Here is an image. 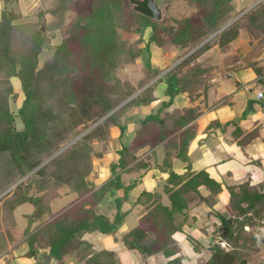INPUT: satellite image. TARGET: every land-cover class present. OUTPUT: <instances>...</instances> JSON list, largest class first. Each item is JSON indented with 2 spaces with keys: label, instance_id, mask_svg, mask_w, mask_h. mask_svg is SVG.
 <instances>
[{
  "label": "trees",
  "instance_id": "trees-1",
  "mask_svg": "<svg viewBox=\"0 0 264 264\" xmlns=\"http://www.w3.org/2000/svg\"><path fill=\"white\" fill-rule=\"evenodd\" d=\"M183 1L195 12L168 27L150 19L139 0H57L46 14L63 19L71 10L77 13L76 20L43 65L41 55L52 48L51 40L37 29L25 36L17 50L13 34L23 14L9 8L16 0L1 1L0 195L31 175L0 199V218L11 228L18 207L27 203L38 207L35 214L43 222L33 230H25L31 238L29 256L36 253L38 244L50 248L55 264H64L71 252L83 264H121L117 252H94L83 235L117 233L128 215L122 206L139 185L138 178L124 185L122 175L141 171L142 178L151 169L168 174L162 191L168 201L158 192L143 190L133 202L143 206L139 226L122 237L125 246L144 260L161 253L166 264H184L185 255L174 235L183 231L192 203L209 209L207 219L212 215L215 218L211 232L202 227L210 238L206 246L191 238L195 253L209 249L208 259L197 264H250L259 241L264 244L257 231L264 227V185L253 186L245 181L227 186L231 215L219 213L215 206L222 183L205 170L193 171L188 156L196 136L192 124L202 113L196 108L168 111L179 94L186 93L191 99L200 96L216 67L203 56L214 46L226 48L244 30L257 51L264 47V2L226 27L238 13L235 0ZM40 16L45 17L43 12ZM146 28L151 35L143 48L122 39L121 31L143 33ZM151 44L164 51H176V61H182L166 73L154 68ZM144 51L149 56L137 85L122 81L118 69L136 63ZM14 78L19 80L24 97L17 113L11 108V101L19 98ZM160 83L166 85L168 99L156 112L135 118L132 113L136 108L149 107L157 100L155 91ZM135 125L138 127L132 131ZM113 129H118L122 138L129 130L134 137L130 143L122 141V148L117 150L119 159L110 164V177L98 185L87 177L97 172L95 158L101 160L111 151ZM160 147L166 154L162 164H158L155 154ZM152 158L154 165L150 163ZM173 158L186 164L184 173L174 170ZM201 188L209 194L204 196ZM64 196L74 199L58 211H51V204ZM107 202L114 211L112 218L107 215L108 209L105 213L98 211ZM44 216H48L47 221ZM82 244L90 247L89 255H85Z\"/></svg>",
  "mask_w": 264,
  "mask_h": 264
},
{
  "label": "crops",
  "instance_id": "crops-1",
  "mask_svg": "<svg viewBox=\"0 0 264 264\" xmlns=\"http://www.w3.org/2000/svg\"><path fill=\"white\" fill-rule=\"evenodd\" d=\"M154 46L157 49L158 55H164L169 60V64H166L169 65L168 69H165L164 66L166 65L162 58L158 59L161 60L160 64L152 63L154 68H159L166 73L167 70L173 68V65L182 61V59L176 61V51H164L155 44ZM224 50L225 48L222 49L214 46L204 54L203 58H208L216 67L214 68L213 76L208 79L205 87L200 91V96L197 99H195L196 97L191 99L186 93L179 94L168 111L173 112L176 109L196 108L202 113L192 124L193 128L195 127L196 136L190 143L188 156L191 160L193 171L205 170L213 179L222 183L223 190L218 196V203L215 209L226 216V213L227 215H231L228 205L229 192L227 186L239 185L245 181H250L253 186L264 185V75L259 77L253 68L255 65L256 67L262 65L264 73V47L257 51V48L255 50V45L251 44L249 40L248 43L240 46L238 52H236L237 50H233L234 54H229L228 51L223 53L222 51ZM240 54L244 56L240 57ZM200 61H202V58ZM222 67L234 68L236 71H223ZM163 74L150 84L157 81ZM230 78L233 82L230 81ZM165 89L166 85L160 83L155 91L157 100L149 107L136 108L132 115L138 119L147 115L152 110L156 112L160 108L162 101L168 99L165 96ZM260 92L263 93L262 99L257 98V94ZM212 123H214V126L212 125L209 129L208 127ZM218 123L219 125H217ZM137 127L135 125L132 131ZM114 134H117V136L114 137ZM253 136L255 137L251 139ZM133 137L134 134L132 135L130 130L123 138L118 129L112 130L111 151L104 155V157L113 155V160H111L110 164L119 159L117 150L122 148V141L130 143ZM243 143L246 144L242 146L241 144ZM144 152V150L141 151L139 155H142ZM155 153L158 164H162L166 155L164 148H157ZM258 161L262 166L258 164ZM100 162H102V159L95 161L97 172L92 173L94 176H97L96 174L99 172ZM150 163L154 165L155 160L152 158ZM185 166L186 164L182 160L173 158V168L177 173H184ZM142 174L139 171L133 174L122 175L124 185H129L137 178L139 179V185L130 193L129 201L125 202L122 206L123 212L137 210L139 218L142 216L143 206L133 205V202L143 190L152 193L158 192L163 195L165 201H168L167 196L162 193L168 174L157 169H151L140 178ZM92 182L99 185L105 181ZM200 190L204 196L209 194L205 188H201ZM103 207L99 208L98 211L105 213L108 209L109 213L107 215L109 218H112L114 211L111 209V204L107 202ZM191 208L183 231L174 235L185 255L184 261L187 260V255L183 248V241H186V238H192V234H196V230L198 234H202L205 238L201 237L196 240L203 246H206L210 238L206 237V233H204L202 227H207V231L211 232V225L215 221L213 215L211 219H207L209 209L206 206L195 207L194 203H192ZM194 216H197V221L194 220ZM14 223L11 234H4V237H0V264H55V259L50 256L49 247H42L37 244L35 247L36 253L29 256L30 234H25L26 229L22 224L16 222V220ZM257 231L259 236L264 239V227H258ZM127 232L129 231H127L123 223L115 234L86 233L83 235V239L89 242L97 251L113 250L117 252L123 259L121 264H124L125 261H128V264H154L158 261V264H160V257L164 258V264H166L167 260L161 253L144 260L137 251L128 249L122 241V237ZM257 247V251L251 253L250 264L256 263L257 258L253 255H259L264 264V244L259 241ZM208 250L202 249L200 254L195 253L194 250L192 251L199 260L206 253L207 257L204 259H208ZM64 260V264H83V262L78 260L74 252L68 254ZM125 264L127 263L125 262Z\"/></svg>",
  "mask_w": 264,
  "mask_h": 264
},
{
  "label": "rangeland",
  "instance_id": "rangeland-1",
  "mask_svg": "<svg viewBox=\"0 0 264 264\" xmlns=\"http://www.w3.org/2000/svg\"><path fill=\"white\" fill-rule=\"evenodd\" d=\"M1 1L2 0H0V6L2 4ZM164 1L166 4L165 5L166 6V9H165L166 15H165L164 21L159 22V23L165 24L168 27L176 25L174 20H182L184 18H188L192 12H195L183 0H164ZM261 2H264V0H235L234 5H235L236 10H237L236 12H238V13H236L237 15L235 18H233V20H235L236 18H238V19L241 18L243 15L248 13L253 7L257 6ZM56 3H57V0H16V3L12 2L11 3L12 5L9 6V8L13 9L15 12L18 11V12H21V14H23L21 20L16 23L18 26H17V29L14 31V34H13V45L15 48H17V50L22 47V43L24 42L26 35L29 34V36H30V34H33L37 29L41 30L42 25H45L46 30L44 33L47 34L48 38L51 40L52 48L45 50L46 51L45 53L43 52V54L41 55L42 57L40 59L41 60L40 65H43V63L46 59H49L52 57L53 52L55 51V47L62 42L63 38L65 37L64 36L65 33L71 27L72 23L76 20L75 18H76L77 13H75L74 11H71V10L67 11L63 15V19H61V17L56 18V17H52L49 14H46L47 10L54 7L56 5ZM40 12H43L45 17L41 18ZM132 28L135 29L136 28L135 25ZM150 35H151V30L149 28H146L143 33H136L133 31L128 33V32L121 31L122 39L128 45H131V44L139 45L142 48L146 45V41H148ZM166 35H167L166 37L169 39L170 36L168 34H166ZM213 37H214V35L212 37H210V39H212ZM139 40L140 41L142 40V42L139 43L140 42ZM248 42H249V37L245 32H243L240 38H238L233 43L229 44L227 46V48H225V50L222 52L226 53V51H228L229 54H234L233 50H235V51L237 50L236 52H238L240 46H243L245 43H248ZM200 46H202V44ZM154 47H155L154 44H151L150 48H149L151 62L152 63L154 62L156 64H160L159 62L161 60H158V59L162 58L165 65L169 64V60L166 59V57L164 55L163 56L158 55L157 49H155ZM242 55L243 54H240V57H242ZM148 56H149L148 53L146 51H144L143 56L141 58H139L136 61V63L131 64V65H126L122 68H119L117 71V76H119L122 81H129L133 85H137V83L141 77V71L144 68V62ZM172 62H174V61H172ZM177 64L178 63H176L175 65H177ZM175 65H173V67ZM164 67H165V69H168L169 65H166ZM253 68L255 69V73L257 75H259V77L264 75L262 65L260 67H258V66L256 67V65H255ZM222 70L223 71H236L234 68H226V67H222ZM12 81L15 85V91L19 95V98L11 101V108L14 111V113H17L18 108L20 107L22 99L24 97H23V94L21 91V85H20L19 80L14 78V79H12ZM230 81L233 82V80L231 78H230ZM225 106H227V105H225ZM17 119H18V117H17ZM17 122L19 123V125H21L19 119L17 120ZM116 136H117V134H114V137H116ZM254 137L255 136H253L251 139H253ZM95 147L98 150H101V147L98 144H96ZM112 158H113V155H107V156L103 157L102 162L99 163V172L96 174L97 176H94L93 174L91 176L89 175L90 177L88 176L87 180L91 181V182L92 181H95V182L106 181L107 177H109L111 174L109 164H110L111 160H113ZM95 161H96V158H95ZM30 175L31 174H29V175L25 176L24 178H22L21 180H19L17 182V184L26 181ZM14 186H12L7 191L3 192L0 195V199L3 198L8 192L13 190L15 188ZM73 199H74L73 196H64L62 199H58V200L54 201L51 204V211H53V212L58 211L59 209H61L66 204L71 203L73 201ZM37 208L38 207H36L35 205L30 204V203L24 204V205L18 207L14 211L13 220L14 221L16 220V222H19L20 224H22L25 229H27L29 227L30 230H33L36 226H38L40 223L43 222L35 214ZM128 213L129 214L126 215V217L124 219V225H125L127 231H130L131 229L139 226L141 217L140 218L138 217L137 210H132ZM226 215H227V213H226ZM43 219H45L44 221H47L48 216H44ZM1 221L3 223L0 226L1 227L0 237H4V234H11V231H12L15 223L12 225L11 224L12 221L9 220V224L12 225V227L10 228V227H7V225L5 224V222L3 221L2 218H0V222ZM195 232H196V234H192L193 237L191 236L195 240L196 239L198 240L199 238L203 237L202 234H198V232L196 230H195ZM82 245H83V251L85 250V252H86L85 255L86 256L89 255L88 251H89L90 247L86 244H82ZM194 245H195V243L193 242V240H191V238H186V241H183V248H184L186 255H187V257H186L187 260L184 261V264L199 263L202 259L207 257V253H206L205 255H203L202 258H200L198 260L192 251L193 250L192 248L194 247ZM252 247H253V245L248 247V249H252ZM93 250H94V252H98L94 248H93ZM245 253L247 254V251H245ZM253 256H255L257 258L255 264H263L259 255H253ZM120 259L122 262L123 259L121 258V256H120ZM159 261H160V264H164V262H165L163 257H160ZM125 262L128 264V261H125ZM125 262H124V264H125ZM129 262H131V261H129ZM156 263L158 264V261H156ZM156 263H154V264H156Z\"/></svg>",
  "mask_w": 264,
  "mask_h": 264
},
{
  "label": "water",
  "instance_id": "water-1",
  "mask_svg": "<svg viewBox=\"0 0 264 264\" xmlns=\"http://www.w3.org/2000/svg\"><path fill=\"white\" fill-rule=\"evenodd\" d=\"M144 7H146L148 13H149V18L156 21V22H162L165 19L166 15V4L164 0H139ZM238 18L227 24L226 27L230 26L232 23H234ZM224 27L223 29H225ZM222 29V30H223ZM45 25H42L41 27V32H45ZM20 184V183H18ZM18 184H16L14 187H16ZM13 187V188H14ZM12 188V189H13Z\"/></svg>",
  "mask_w": 264,
  "mask_h": 264
},
{
  "label": "built area",
  "instance_id": "built-area-1",
  "mask_svg": "<svg viewBox=\"0 0 264 264\" xmlns=\"http://www.w3.org/2000/svg\"><path fill=\"white\" fill-rule=\"evenodd\" d=\"M257 98H258V99H262V98H263V93H261V92H260V93H258V94H257ZM222 246H224V247H225V244H224V243H222Z\"/></svg>",
  "mask_w": 264,
  "mask_h": 264
}]
</instances>
